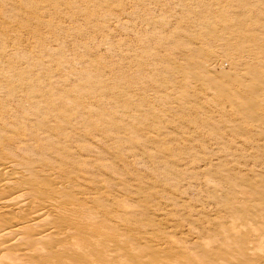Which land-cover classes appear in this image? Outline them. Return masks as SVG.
I'll list each match as a JSON object with an SVG mask.
<instances>
[{"label":"rangeland","instance_id":"374dc122","mask_svg":"<svg viewBox=\"0 0 264 264\" xmlns=\"http://www.w3.org/2000/svg\"><path fill=\"white\" fill-rule=\"evenodd\" d=\"M232 1H234V2H232ZM237 2L239 5L237 4ZM232 8H234V9H232ZM236 10L237 11L239 10V11L237 12ZM9 12H10V14H9ZM223 13H224V15H223ZM241 13H244V14H241ZM236 14H238L239 16L235 17ZM213 18H214V20H213ZM224 18H225V21H224ZM244 18H246V21ZM238 19H240V20H238ZM211 20H213V21H211ZM208 21L209 22L211 21V23L212 22L221 23L220 26H218L219 29L217 28L218 32H216V33H215V31H212L214 33L210 32V34L211 35L213 34L214 36L210 35V37H209V36H207V33H204V30H206V32H207V29H209V28L204 27L202 29V27L201 28L199 27V26H205L207 24L206 22H208ZM223 21L228 23V24H230V22H231V24L234 26V28H236V27L243 28V29L246 28V32L248 31L249 32V33L247 32L248 34L254 35L257 38V40H259V38L264 39V28H263L264 27V0H237V1L236 0H228V1L227 0H221V2H220V0H28V1L27 0H0V40L1 41L4 40L3 42L0 41V46H1L0 47V56L4 55L3 56L4 58L3 57L0 58V61L1 62L3 61L2 63L0 62V68H1L0 72L3 71L5 74H8L11 78L9 81L5 80V81H3V83L0 84L1 85L0 86V120L2 117L7 116L12 121V124L10 125V127L5 129V131L2 132V135L3 136L4 135L12 136V137L14 136L16 139L19 140V142L22 140V142L25 144H28L30 141L32 142V143L30 142L31 144L30 143L28 144L29 147L27 146L24 148V151L26 153L24 151H22L23 149L21 150L22 151L21 153H18L19 150L16 147L21 146V144L15 143L16 145L13 144V146L11 145V146L7 147V149L6 148L1 149L0 150V157H2V159H4L5 161L13 162L17 165H19V163H20V165L22 164V166L29 165V163L31 162V158H32L31 164L34 162L35 165L34 166L31 164L30 165L33 166L35 170L37 169L38 171L42 170V171H45L46 173H51L52 176L56 177L58 180H60V181L62 180V182L67 181L66 183H69L70 186H73L75 184V182L80 181V182L76 183L77 185L78 184L79 185L78 186L74 185V187H75V189L79 188L81 190V194H80L81 198L86 203V207H85L87 210V211H85L86 216H88V211H90L89 214L92 212V215L90 214L91 217H90V215L87 217V219H89V218H92V219H89V221L86 219L87 221L84 220L83 223L81 222V223L77 224L78 227L80 225V227L87 229L86 231L87 232L89 231L88 232L89 234L86 233L85 236H83L82 234H81L82 236L77 234L78 237L76 236L75 239H77V240H75L73 237H75L74 235H76V234L71 232L73 235L72 234H69V235L70 236L72 235L73 237L71 236L69 239L68 238L69 235H67L65 238V239H67L66 241H71L69 243L72 244V242H73V244L72 245L70 244V246H69V243L66 241H65L66 244L62 243V242H64L61 240L62 236H58V237H60L59 239L61 241L59 239H57L58 237H56L53 241H51L53 239L52 238L51 240H49V242H47V244H49L50 242H54V241L57 242V243H50L51 245L49 244L50 246H52L53 244L54 245L57 244L56 246H52L54 248V251H58L60 249H62V251L67 250L69 252V253H67V255H69L70 257H73L75 255V253H77L75 256L78 258L80 255L78 252L81 251L82 248L80 246L79 247L80 249H79L77 247V245H74V244H76L77 242L78 243L80 242L82 244V247H83V242L85 241L86 242L85 244L88 243L87 245L84 244V247L86 248L85 251H87L88 253L86 255L85 254L86 252H84V250H82L83 252L82 253L80 252L81 255L87 256L88 258H90V260L91 259H96L97 261L99 260L100 262L98 261V263H100V264H105L106 263L105 261H110L111 258L112 259L115 258L116 260L119 259L118 261H116L115 259L114 260L111 259V261H112L111 264H119L118 262H120V264H122V263L123 264H127V263L131 264L129 261L133 262L132 261L133 259H135L133 264H143V263L146 264L147 262L150 263L151 261H152L151 263H153L155 261L153 264H156L157 262H158V264H169L168 262H170V264H171V262H172V264H174V261H175V263H177L181 259L180 256L184 255L186 252H187L186 253L187 255H189V253L190 254L199 253V245L203 244L204 242H207L209 244L214 245L215 240L212 242V239H216V240H218V242H219V240L220 241L224 240V237H223V235H221V232L222 231L224 232L226 227H228L233 221H235L236 225H237V221H239V219H238V217H239L240 220H241V218H242V220L239 221L240 223L238 222L237 226L240 227V225H241V227H242L243 226L242 224L244 223V227H243L244 229H242L240 227L241 228V235L242 236L246 235V237L244 236L245 239L246 238L248 239V237H249L248 240L246 239V243L249 242L248 244H252V246H251L252 249L255 247L261 249V250L256 249L257 252H259V253H257V255L260 256L258 258H261V259H256V256H255V258L252 261L256 262V261L260 260L259 263L261 261H264V258H263L264 246L262 247V244L260 243L261 240L264 243V239H262V238H264L263 237L264 235L262 236V238L259 237L260 234H258V236L255 235L254 231L256 229L255 230L253 229V227L255 225L257 226V227L255 226V228H258V226H260V223H261V226L264 225V223H263L264 221L261 222V220H260L264 217L262 214L261 215L263 217L261 218V216H260V218H259L260 222L257 219L260 211H261V213H263L262 211L264 210V207H263L264 206V146H263L264 145V142H263L264 141V135L262 134V136H260L261 132L263 130L260 132H259V130L256 131V128L254 125L257 123L261 127H263V129H264V119H261V116H262V118H264L263 117V115H264V103H262V102H264V100H263V97H264V76H263V74H264L263 73L264 72V59H261L262 61L259 60L257 62L253 58H252V61H249V60L243 58L242 61L244 63L242 66L239 67L240 69L237 66L236 67H230L228 64L223 63L222 58H221L222 50L218 46L217 47L219 49L213 45H207L209 43L208 38H215V37L221 38L222 36L223 37L229 36L230 32H227L223 29V25H224ZM234 21L236 23L237 22L238 23L236 24ZM243 21L246 24H242ZM235 24H236V26H235ZM122 27H124V28H122ZM220 28H221V30H220ZM177 30H178V32H177ZM201 30H203V31H201ZM160 31H161V33H160ZM184 31L186 33H184ZM172 32H173V34H172ZM202 32L204 33L203 39L201 36L203 34ZM175 33H176V35H178V37L175 35ZM188 34L190 36H188ZM170 35H172V36H170ZM191 35H193V36L196 35L195 37L199 38V41H201V43H203L200 45V42H199V44L197 45V46H199L197 48H202V51L194 57V59H196L195 61L198 60V61L205 62V63L208 62L205 65H206V67L207 66L210 67L209 69H211L213 67V64H214V66L217 64L216 72H214L215 74L213 72H211V73L208 72V74L206 72L204 73L205 70H201V69L199 70L198 67H194L195 68L194 69L193 66H192L193 69L191 68V66H190V68L188 67L190 70L186 69V67H183L184 69H181L184 71L186 70V72H188V70H189V72H192V74H189V73L186 74V72H184V71L181 72V70H180L181 66L180 67L178 65L174 66L173 64H170V66H169V64L166 65V63H161L157 60H153V58L150 57L154 54V52L157 55L160 54V56H162V54L163 55L171 54V52L173 54L175 51H178L177 50L178 48H181V45L183 44V42L185 45L190 44L189 41L187 42V40L189 37H191ZM208 35H209V33H208ZM170 37L172 40H174L173 43L165 44L163 47V44H164V43H162L163 40H165L166 38H170ZM183 37L185 39L186 38L187 39L185 40ZM206 37H208V38H206ZM147 38H148V41H147ZM163 38H165V39H163ZM149 40H150V43H149ZM155 40H157V41H155ZM151 41H153V42H151ZM3 43L6 46H4ZM146 43H148L149 45ZM151 49H152V51H151ZM263 49H264V47H263ZM238 50L239 49H236L235 51L238 53L239 52ZM260 50L257 52H259V53L263 52L264 53V51H262L261 48H260ZM210 52H211V54H210ZM149 54H151V55H149ZM214 54L218 55V56H214ZM261 55H262V53H261ZM197 56H202V57L199 58ZM204 56H205V58L207 57L208 59L207 58L205 59ZM151 58H152V60H149ZM197 58H199V59H197ZM209 59H211L212 61ZM214 59L216 62L214 61ZM154 62H156V63H154ZM152 64L153 65L156 64V66H155L156 69L161 68L160 69L161 72H159V73L157 71L155 72V68L153 67ZM164 64H165V66H164ZM245 64L247 66H245ZM249 66L251 67L250 69L247 68ZM175 67L176 68L178 67L177 70H179L180 72L179 71L177 72V70H174ZM172 68L174 71L172 70ZM244 68L247 69V71ZM234 69H236V70H234ZM254 69H258V70H255L258 73L255 72L256 73V74L254 73L255 75L252 74V76L249 77L250 79L249 78L244 79V82L242 81L243 82L242 84H241V82H239L237 80V76H240L243 73L245 74L246 72H249L250 70L253 71ZM152 70L154 73L152 72ZM169 71L173 76H171ZM198 71H201V72H198ZM202 71H203V74L210 75V77H213L215 79V80L213 79L214 82H212V81L210 82V80H208V83H207V81L205 82L208 84V85L206 84L207 88H204L205 86L201 85L202 79L197 83L195 80H191V82L189 80L188 83H186L188 85V89L186 87V84L184 86L183 85L181 86L182 88H184L185 91H188L191 94L194 93L195 97L198 98L200 96L198 99H196V100L193 98L185 99L186 102L183 100V101H180V102H183L180 104H179V102L174 103V104H170L172 101L167 102L165 100H162V102H156L155 99L153 100L154 92L156 90H158L157 87L160 86V85H158V83L161 84V86H160L161 88L163 86H165L164 83L167 85V86L163 87L162 89H160L161 91H163L164 94H167V92H171L172 86L176 85L177 87H179V83H180V81L183 80V77L185 75H189V76L190 75H192V76L197 75L198 78H199V76L201 78H204L206 75L205 76L201 75L200 73H202ZM163 72H165L167 74H165ZM173 72H175V73H173ZM193 72H195V73H193ZM168 73H169V75H168ZM223 73H225V74H223ZM174 74H175V76H174ZM183 74H184V76H183ZM211 74L215 75V77L213 75L211 76ZM179 75L182 77H180ZM220 75L223 78L220 77ZM226 75H229V76H226ZM169 76H170V78H169ZM217 76H219V77H217ZM244 76H246V75H244ZM253 76H256V77H253ZM172 77H173V79H172ZM174 77L175 78L177 77V78L175 79ZM217 78L219 79L217 81V84L221 83V80H222V82L226 83L225 85H223L224 83L223 84L221 83V84H219V86L222 85V86L227 87L228 92L230 91V93H231V91L234 92L237 89L239 90V87H240L239 91L242 93V95L245 94L243 96H241V94L240 95L238 94L237 96H235V99H236V97L239 99L238 96H240L243 99L242 100L240 98L241 103H239L240 101H238L236 99L238 101V103L236 102L233 105H231V106L236 107V105L238 106V104H239V106L237 108H235V111H234V107L227 105L228 104L227 98H229V96L232 97L231 94L227 95V97L219 98V100L217 98V100H215V96L212 94L213 92L210 91V89H208L210 86H217V85H215L216 84L215 81L217 80ZM252 78L254 81H251ZM171 79H172V81L170 82ZM257 79H259V80L261 79V80L259 81ZM79 80H81V81H79ZM158 80H160V81H158ZM174 80H176V81H174ZM255 80H257V81H255ZM86 81L88 82V84ZM168 81L170 82L169 84H167ZM192 81H193V83H192ZM236 81L238 83H236ZM262 81H263V83H260ZM153 82L156 85L153 84ZM172 82L174 83V85ZM254 82H257V83H254ZM229 83H231L232 87H234L233 90L230 89L232 87L229 85ZM249 83H251L250 86H248ZM189 84H190V87H191V85L195 84L194 85L195 87L192 86L193 87V89H192V87L191 88L189 87ZM244 84H245L246 88L250 87L251 90L249 88L248 89L243 88V87H245ZM200 85L202 86V88ZM261 85H263V86H261ZM198 86H200V87H198ZM241 86H243V87H241ZM49 87H50V89H49ZM146 87H147V89H146ZM165 88H167V89H165ZM257 88L259 90H257ZM142 89H144V91ZM245 90L251 92V94L253 92L258 91L259 95H261V99L258 101H256V98L251 99V97H250L251 95L249 96V92H248V94H246ZM252 90H255V91H252ZM53 91H54L53 94L56 95L55 97H54V95H51V93ZM208 91H209L210 95H209V93H207ZM261 93H263V94H261ZM247 95H248V97H247ZM48 96H49V98H48ZM62 97H63V99H62ZM12 98L15 99V102L13 101L14 99L12 100ZM245 100L247 103L245 102ZM253 100H255V101H254V103H252V106L254 104H256V105L258 104L257 106L254 105V108H256V110L255 109L251 110V109H253V107L252 106L250 107L251 103L249 105V102L250 101L252 102ZM68 101L70 102V104L67 103ZM131 102H132V104H131ZM209 102L211 104H209ZM213 102H214V104H213ZM224 102H226L227 104ZM260 102L262 104H260ZM184 103L187 105H185ZM215 103H216V105L218 103V105L216 106ZM57 104L60 106H58ZM197 104H199V107ZM129 105H130V107H128ZM132 105H133V108H131ZM248 105L251 108L250 109L251 111L249 110L250 112H248V111L243 112V110L246 111L243 108L248 106ZM40 106H42V108ZM137 106H139L138 107L139 109H141V108L143 110L145 109L144 110L145 114H148V116L146 115L147 118H145L146 117L145 115H144L145 117H142V118H144V120L141 119V117L140 118L136 117L137 112H135L134 109ZM202 106H203V108H202ZM211 106H212V108H210ZM61 107H63V108H61ZM143 107H145V108H143ZM167 107L168 108L169 107H175V108H179V109H183V107H184L185 109H183V110L187 111V113L183 112L182 114H179V117H178V115L170 116L169 114H167L166 116H164L166 118H162L160 120L154 119L155 116L160 115L162 111L168 109ZM223 107H224V110H223ZM240 107H241L242 111L240 110ZM200 108H202L203 110ZM40 109H41V112H39ZM69 109L72 111H70ZM127 109H128V111H127ZM221 109H222V111H221ZM260 109H262V110H260ZM236 110L238 112H236ZM14 111L15 112L17 111V112L15 113ZM29 111H30V113H29ZM155 111L158 113L155 114ZM240 111H241V114H243V115H245V114H246V116L251 115V116H249L250 119L248 118L249 121L243 115H242L243 117L241 116L239 118V116L241 115ZM255 111L256 112L259 111L260 113L259 112L258 113L260 115H258V113H256ZM11 112L12 113L14 112V113L11 114ZM38 112L40 113V115L38 114ZM251 112H253V114ZM254 112L257 116H260V117L255 116ZM261 112H263V113H261ZM27 113H28V115H27ZM134 113H135V115H134L135 117L133 116ZM188 113H190V115ZM222 113H224L225 116H222V115H224ZM226 113L228 115H226ZM197 114L200 116H198ZM212 114H213V116H212ZM45 115H46V117L48 115V117L46 118ZM40 116H41L40 120L41 121L43 120L42 122H44L45 126L48 124V122L49 123H51V121L53 122L50 125L48 124L47 127H52V126L54 127L55 126L54 124L58 123L56 125L58 127H60V129H58L57 126H56V128L52 127V129L54 130L53 132H55L52 135V137H54V138L57 137L56 139H58V140H56V139L54 140V138H50L51 140H49V141L52 142L54 140V142H52L53 145L56 143H58L60 145V146L57 145V147H56V145H54L52 147V149L53 148L56 149V151H58L57 153H59V152L61 153V151L64 150L60 154L61 156L59 154H57L56 151L54 152V150L50 149L51 148L50 146H52V145H51V143H48L49 141H46L47 139H45L46 136L44 135L43 132L47 127H45L44 125L43 126L42 125L37 126L38 125L37 123H39L40 120L37 122H34V121H36V117L39 118ZM211 116L213 118H211ZM24 117L26 119L23 120ZM78 117L79 118L82 117L83 120H81V118H80V121L76 122V119ZM45 118H46V120H45ZM131 118H133L134 120ZM207 118H209V119H207ZM223 118L226 119V121ZM242 118H245L244 121ZM32 119H33V122H32ZM145 119H146V121H145ZM211 120H212V122L213 121L216 122L218 120L220 123L217 121V124H215V122L212 123ZM30 121H31V123H30ZM45 121H48V122L45 123ZM139 121H140V123H139ZM152 121H153V123L155 121L154 124H156V123L157 124L154 125L152 123ZM177 121H178V123L176 126ZM204 121H206L207 125ZM87 122H88V124H87ZM95 122H96V125H95ZM209 122H210V124H209ZM23 123H25V124H23ZM32 123L34 124V127H31V126H33ZM69 123H70V125L71 124L75 125V127L77 129V131L73 130V132L75 134H78L79 133L78 131H80V133L77 136H75V134L73 132H71L72 130H71L70 125H69V129H68ZM84 123L87 124V125L85 124V127L83 126ZM138 123L141 125H139ZM228 123H229V125H228L229 127L227 126ZM240 123L242 124V127H241ZM28 124H29V126H28ZM65 124L67 125V128L65 127L66 126ZM142 124H143V126H142ZM174 124L176 127H174ZM230 124H231V126H230ZM232 124L233 125L235 124V126H237V127H235L236 129L238 127H241V129L240 128L237 129L238 131L239 130L240 131L238 132L234 128V126H232ZM182 125H184V127ZM213 125L215 127H213ZM253 125H254V127H253ZM22 126H24V127H22ZM161 126H163V127H161ZM216 126H219L221 128L218 130L217 129L218 127H216ZM37 127L38 128L40 127L41 129L40 128L38 129ZM145 127H146V129H145ZM151 127L152 128L154 127V128L152 129ZM208 127H209V130H208ZM227 127H228V130H227ZM26 128L29 130H27ZM85 128L87 131L85 130ZM119 128L120 129L123 128V129L118 130ZM147 128H148V130H147ZM229 128H231V130L232 129L233 130L231 131ZM253 128H254V131H253ZM37 129L40 131H38ZM57 129L60 131L59 135H58L59 132ZM61 129L63 130L62 131L63 134L61 132ZM130 129H131V131L136 129L134 131V133H131L135 137L129 135L131 131H129V133H128V130H130ZM166 129L169 131H166ZM90 130L92 132H93V130L94 131L96 130L95 132H93L94 134L95 133L96 134L93 135V133L90 132ZM124 130L126 131V133ZM161 130H163L162 133L164 136H162ZM234 130H236L237 133ZM34 132H35V134H30V133H34ZM40 132L42 134H40ZM65 132L66 133L68 132V133L66 134ZM81 132H82V134H81ZM149 132H150V134H149ZM21 133H23V134H21ZM258 133H260V135ZM29 134H30V136H29ZM83 134H84V136H83ZM212 134H215L219 137L212 135ZM60 135H62V136L60 137ZM68 135L70 136V138ZM153 135L156 137L158 136V137L152 138V137H154ZM16 136H18V138ZM58 136H59V138H58ZM78 136L83 137L81 139H84V137H86V138L84 141L80 140V138H78V140L75 141V139H77ZM96 136H97V139L95 138ZM106 136L107 137L110 136L111 140H106L105 139ZM221 136H222V138H221ZM259 136H260V138H259ZM62 137H66V138H62ZM136 137L139 138V140ZM146 137H147V139L149 137V139L145 141L144 139H146ZM261 137H262V139H261ZM28 138L30 141L28 140V142H27L26 139H28ZM41 138L43 139V141ZM60 138L62 139L61 141H59ZM68 138H69V141L67 143L65 142V144H63L64 143L63 140L65 139L67 141ZM151 138L153 139L154 142L152 141ZM34 139L36 141H34ZM44 139H45V141H44ZM218 139H219V142H218ZM220 139H223V142H221L222 140H220ZM149 140L151 143L149 142V144H148L147 141H149ZM157 140L160 143L157 142ZM140 141H142V142L140 143ZM143 141L147 144H145ZM235 141H236V143H235ZM249 141H250V143H249ZM40 142L42 145L40 144ZM45 142H47V143H45ZM82 142H84V144ZM164 142H165V144H164ZM227 142H228V144H227ZM44 143L46 145L47 144L50 145L49 146L50 148L48 146H45ZM77 143L78 144L81 143L82 145L80 144L78 146ZM157 143H158V146H157ZM225 143H226L227 147L225 146ZM61 144H63V145H61ZM71 144L73 146H71ZM75 144H77V145H75ZM155 144H156V146H155ZM260 144H261V146H260ZM30 145L32 146L33 150L30 149L31 148ZM74 145H75V147H74ZM38 146H40V147L42 146V149ZM44 146L47 148H45ZM66 146H67V150H66ZM76 146H78V147H76ZM93 146L96 149H94ZM79 147L80 148L81 147H87L88 151H82L79 149ZM229 147H232V148L228 149ZM8 148H11L10 150L11 151L13 150V151L12 152L9 151ZM68 148L69 149L71 148L73 151L71 149L68 150ZM205 148H206V150H205ZM25 149L26 150L30 149L31 151L30 150H28V151L32 152V155H31V153L29 154V152L26 151ZM46 149H48L47 151L50 150L49 153L46 151ZM57 149H59V150H57ZM60 149H61V151H60ZM74 149H75V151H74ZM142 149H144V150H142ZM42 150H45V151L43 152ZM33 152L35 153V156L37 154H39V155H37L35 157ZM42 152H43V155H42ZM65 152H67V153H65ZM74 152H75V154H74ZM93 152H95V153H93ZM149 152H151V154ZM161 152H162V154H161ZM163 152L164 153L166 152V154H164ZM14 153L17 155H15ZM46 153H48V156H45ZM63 153L66 155L69 154L71 159L74 158L73 159L74 162H72L73 160H71V159H68L69 160L68 161L66 158L67 157L69 158V156L68 155L66 156ZM85 153H87V155ZM76 154H78L77 157H76ZM230 154L232 155V157L230 156ZM22 155L23 156L25 155L24 158ZM72 155L75 157H72ZM233 155H235V156L233 157ZM244 155H245V157H244ZM44 156H45V158H42ZM49 156H50V159L52 158L51 161H52L53 165H54V163H57V164L59 163L58 165L55 164V165H57L56 167L55 166L53 167L51 165L52 163H50L51 162L50 159H49V161H50L49 162L48 159L46 158ZM78 156H80V158H82V159H80ZM213 156L218 157L219 160L217 161V158L213 157ZM223 157H225V158H223ZM35 158H37L36 161H38V158H41L42 160L40 159L41 160V161L39 160L40 162H36V161H34ZM54 158H57V159H54ZM208 158H210V159H208ZM24 159L27 161L26 162L27 164L25 163V161H23ZM45 159L50 163V166L48 165L49 163ZM53 160H57V162L56 161L53 162ZM61 160H63V162H65L67 160L65 162V165H67V164L68 165L64 166V163L60 164L62 162ZM220 160H222V162ZM214 161L218 165H219V161H220L221 165L222 164L224 165L223 168L227 166L226 168L231 167V168H234V170H232L230 168L231 171L229 173L228 172L229 170L227 169L228 170L227 171L224 168L228 172V173H226V172H224V169L218 168V167H222V166L221 165L218 166L217 164H215ZM38 163H40V164L38 165ZM42 163H43V165H42ZM44 164H46V165H44ZM77 164H79V165H77ZM82 164L84 166H82ZM109 164L111 165V167ZM114 164H115V166H114ZM228 165H229V167H228ZM46 166H48V167H46ZM88 166H89V168H88ZM208 166L210 169L212 167V169H211L212 171H210V173L208 171L209 170ZM68 167L69 168L71 167L72 169L71 168L69 169ZM54 168L56 169L55 171H54ZM62 168H63V170H62ZM64 168L68 169V170L66 169L67 171L66 170L65 171L66 172L69 171L68 173L71 176H69L68 173H64L65 172ZM216 168H217V170H216ZM186 169H188V170H186ZM198 169H200V170H198ZM204 169H206V171H208V172H205ZM220 169L222 170V172ZM46 170H48V171H46ZM71 170L77 176L71 174V172H72ZM91 170H93V171H91ZM74 171H78V172H74ZM187 171L188 172L190 171L189 175H186L185 172H187ZM200 171H201V173H200ZM53 172H54V174H53ZM87 172H89L90 174H92L91 172H93V174L87 175V174H89ZM116 172H117V174H116ZM194 172L196 173L195 176L193 175ZM211 172H213V175ZM63 173H64V175H63ZM84 173L86 174V176H84ZM207 173H209V175ZM237 173H239V174H237ZM81 174H83V175H81ZM255 174L256 175L259 174V175L256 176ZM58 175H59V177H58ZM196 175H198V176L196 177ZM235 175H236V177H235ZM242 175H243V177H245L243 179L244 181L240 179ZM60 176H61V178H60ZM68 176L71 177V178H67L68 180L71 179L69 181L66 179V177H68ZM86 177H87V179H86ZM88 177H91V178L88 179ZM256 177H257V179H259L258 177H260L261 179H259V180H261V182L259 180H257ZM245 179H246V181H245ZM248 179H250V180H248ZM93 180L96 182H93ZM251 180H252V182H251ZM253 180L255 183L253 182ZM90 181H91V183H94V184L88 183ZM73 182H74V184H73ZM98 184L101 187L98 186V188H97V186H95ZM91 185H93V187ZM81 187H83L84 189ZM106 187H108V188H106ZM125 187H126V190H125ZM96 188L98 191L96 190ZM127 188L128 189L134 188V190L131 189L133 191L132 192L131 190H128ZM107 189H108V191H106ZM104 190H105V192H104ZM83 192H84V194H83ZM99 192H101V195ZM103 193H105V194H103ZM135 193L139 194L138 196H140V197L136 196ZM93 197L94 198L99 197L100 202H101V200L104 199L105 201L103 200L102 205L104 206L105 205L104 202H107L108 204L106 203L105 206L108 207V209L105 206H104L105 208L101 207L102 209H99L100 206H102V205H100V206H97V205L101 204L102 202L98 203L97 202L98 198L95 199V202H93L94 201ZM106 200H109V201H106ZM121 200L123 202L122 204H121ZM118 201H120V202H118ZM117 202L119 203L118 205H117ZM123 204L126 206L128 204V206H130L132 209H130V207L129 208L126 207L129 210L127 209V213L125 212V214H123L124 211H122V207H123V210L125 209V211H126V208H124V206H122ZM107 205H109V206H107ZM139 205H141V206L143 205L144 209H142V207ZM257 205H259L261 207H257ZM133 206H138L141 209H138L137 207H133ZM254 207H255V209L257 207V209L255 211L253 210ZM262 207H263V209H262ZM259 208H261V210ZM103 209H105V210H103ZM138 210L139 211L143 210L144 212L141 211L142 212L141 213ZM128 211H130V212L133 211V213L130 214ZM109 212L111 215L109 214ZM14 213H16V212H13L12 215H15ZM93 213H95V214H93ZM97 213L99 215H97ZM128 214H130L131 216L129 217ZM114 215H115V217H114ZM18 216H20V215H18ZM127 217H129L130 220H128ZM252 218L257 219V221H255V220L252 221L251 220ZM230 219H232V220H230ZM243 219L247 220L248 222H244ZM118 220H120V221H118ZM216 220H218V221H216ZM262 220H264V218ZM50 221H53L52 222L53 224L51 223V226H54V224L56 226V223H57V225L58 224L60 225V218H57V216H54L53 218H51ZM56 221H58V222H56ZM96 221H97L98 226L96 224ZM126 221H128V222H126ZM227 221L228 222L230 221V223H228ZM254 221H255V223H254ZM224 222H225V224H224ZM250 222H253V224L251 223V226H253L251 228H250ZM100 223L103 226H101ZM247 223H248V225H247ZM256 223L259 225H257ZM95 224H96L95 228H97V227L100 229L102 227L105 228V231H104V228H103V230L101 229L102 231L99 230L100 234L102 235L100 238H103L101 240L104 241V244H103V241H100V239H98L97 237H95L91 234V231H92V229H94V227L90 228V225L95 226ZM214 224H216V225H214ZM111 225H112V227H110ZM115 225L117 226V228L114 227ZM246 225L249 227V230L245 233L244 230L245 229L247 230V228H248ZM146 226H152V227H150V229H149V227H146ZM107 227L111 228V232L109 230L110 228L108 229ZM113 227H114V230L116 229L115 233H117V234H115L113 232L114 231ZM157 227H159V228H157ZM171 227H173V228H171ZM221 227H222V229H221ZM88 228H90V229H88ZM212 228H213V231H212ZM260 228H264V226L260 227ZM156 229H159V230H156ZM250 230L251 231L254 230L253 233ZM77 231L78 230L73 231V232L78 233ZM108 232H109V237L107 234ZM218 232L220 234H218ZM104 234H105V236H104ZM110 234H111V236L113 234V237H111ZM253 234H254V237L252 236ZM262 234L263 233H261V235ZM119 235L121 236V238ZM129 235H130V238L126 237ZM79 236L83 237L82 242H81L82 239H81V237L79 238ZM92 236L94 238H92ZM214 236H215V238H212ZM84 237H86V238L84 239ZM89 237H90V240L92 239L91 241H87V240H89ZM216 237H219L220 239H217ZM71 238H72V240H71ZM95 238H97V239L95 240ZM119 238H120V240H119ZM125 238H127V239H125ZM259 238H261V240H258ZM56 239H57V241H56ZM114 239L117 241L116 243H118L119 245L118 244L116 245ZM152 239H154V240H152ZM58 240L62 243L61 246H63V248L60 247L61 243ZM63 240H64V237H63ZM98 240H99V243H98ZM125 240H128V242H127L128 245H127ZM146 240H148V241H146ZM209 240L211 242H209ZM122 241H125L126 246H128L127 249H129V250L132 249L131 252L125 248V244L123 245L124 242H122ZM142 241H144V242H142ZM165 241L166 242L168 241V242L166 243ZM90 242L91 243L93 242L92 246H91V244H89ZM106 242H107V244L109 242L113 243L112 244L113 248H110L112 245H109V244H108L109 247L107 248ZM218 242L216 243L217 245L215 244L217 247L219 246ZM257 242L260 243V246L263 249L261 247L257 246V245H259V243L257 244ZM80 243H79V245H80ZM63 244H65V245H63ZM98 244H100L101 246L103 245L102 249H101L100 245L98 246ZM248 244H245L244 247L241 246L243 249L241 248L240 250L235 248L236 250H238V252L235 250L233 251L232 249L231 250L234 253H236V256H237V254L239 252H241L242 250H244L246 246H248V247L250 246ZM255 244H257V245H255ZM253 245H254V247H253ZM65 246H67V247H65ZM104 246H106V247H104ZM129 246H131V248H129ZM153 246L155 249L154 251H152ZM57 247L59 249H57ZM72 247H73V249H72ZM75 247H77L78 250H76L77 248H75ZM98 247H100V248H98ZM188 247H190L189 250L187 249ZM95 248L96 249L98 248V249L96 250ZM119 248L121 251L120 253H118ZM232 248L234 249V246H232ZM88 249H90L91 251H94V249L97 252L99 251L100 256L98 255V253H96L94 251V254H96V255H94L93 252H91V255L94 256V258H92L93 256L92 257L90 256ZM106 249H108V251H106ZM133 249L137 253L134 252ZM150 249H151V251H150ZM157 249H159V250H157ZM184 249H185V251H183ZM31 250L34 252L36 251V249H31ZM163 250L164 251L166 250L165 252H167L168 254L165 255L166 253L163 252ZM169 250H170V252H172L173 255L169 253ZM8 251L6 250V252H8ZM62 251L60 250L58 252L63 253ZM114 251L115 252L117 251V252L115 253ZM124 251H126V254ZM159 251H160V253H159ZM261 251H263L262 252L263 256L261 255ZM71 252H74V254ZM107 252L108 253L111 252V253L108 254ZM112 252H114L115 254H112ZM132 252H134V253H132ZM162 252L164 253V255ZM102 253H105V254L107 253L108 255L107 254L105 255ZM141 253L145 254V256ZM157 253H159V255L162 254L163 256L161 255L159 257V255ZM120 254L121 255L123 254L122 255L123 257H125V256L129 257V256H131V254H133L134 256H132L133 259H131L132 257H129L130 259L127 261L128 258H126V260H124L125 258H123L122 256L121 257L123 259L120 258ZM169 254L172 255V257H170ZM176 254H177V256H176ZM241 254H244V251H243V253L242 252L239 253L238 256H241ZM63 255L67 256L66 252ZM114 255H118V256L115 257ZM136 255H138V259L135 258V257H137ZM139 255H143L144 257L143 256L139 257ZM226 255H227V253L225 255H223L224 257L223 256L222 257H223V259L226 258L224 260H227V262H228L230 260V256L227 255V257H226ZM112 256H114V257H112ZM164 256L165 257L168 256V257L163 259ZM141 257H142V259H141ZM154 257H156L157 260L153 259ZM158 257H159V260H158ZM65 258L62 259V260H64L63 262L61 260L62 263H64L65 260H68V257H65ZM102 258L105 260H103ZM214 258L215 257L213 256V261H214ZM150 259H151V261H150ZM223 259H221V260L217 259L216 261H222L223 263L224 262L227 263ZM102 260H103V262H102ZM161 260H162V262H160ZM92 261H94V260H92ZM113 261H115V262H113ZM124 261H125V263H124ZM126 261H127V263H126ZM261 263L264 264L263 262H261Z\"/></svg>","mask_w":264,"mask_h":264},{"label":"bare ground","instance_id":"6f19581e","mask_svg":"<svg viewBox=\"0 0 264 264\" xmlns=\"http://www.w3.org/2000/svg\"><path fill=\"white\" fill-rule=\"evenodd\" d=\"M28 1V0H27ZM228 1V0H227ZM237 1V0H236ZM220 2H221V0H220ZM232 2H234V1H232ZM8 3V2H7ZM29 3V2H28ZM226 3V2H225ZM231 3V2H230ZM260 3V2H259ZM9 4V3H8ZM232 4V3H231ZM237 4H238V2H237ZM229 5V4H228ZM239 5V4H238ZM253 5V4H252ZM28 7V6H27ZM231 8V7H230ZM232 9H234V8H232ZM12 10V9H11ZM225 10V9H224ZM237 11V10H236ZM239 11V10H238ZM237 11V12H238ZM235 12V11H234ZM243 12V11H242ZM228 13V12H227ZM233 13V12H232ZM240 13V12H239ZM9 14H10V12H9ZM241 14H244V13H241ZM223 15H224V13H223ZM228 15V14H227ZM226 15V16H227ZM4 16V15H3ZM64 16V15H63ZM237 16H239L238 14H236V16L235 17H237ZM5 17V16H4ZM3 17V18H4ZM246 17V16H245ZM231 18V17H230ZM247 18V17H246ZM246 18H244L245 19V21H246ZM241 19V18H240ZM240 19H238V20H240ZM5 20V19H4ZM213 20H214V18H213ZM213 20H211V21H213ZM219 20V19H218ZM237 20V21H238ZM243 20V19H242ZM166 21V20H165ZM211 21L209 22H206L207 24L205 25V26H199L200 28L202 27V29L204 28V27H206V28H209V29H207V32H206V30H204V33H207V36H209L210 37V32H212V31H215V33L216 32H218V30H217V28L219 29V27L218 26H220V24L221 23H215V22H212L211 23ZM224 21H225V18H224ZM223 21V23H224V25H223V29L225 30V31H227V32H230L229 33V36H227V37H215V38H208V37H206V38H208V42L210 43H208L207 45H213V46H215V47H219L221 50H222V52H221V58H222V61H223V63H226V64H228L230 67H240V66H242L243 65V61H242V59L244 58V59H247V60H249V61H252V58L254 59V60H256L257 62L259 61V60H261V59H264V53L263 52H261L262 53V55H261V53H259V52H257V51H259L260 50V48L262 49V51H264V49H263V47H264V39H260L259 38V40H257V38L254 36V35H252V34H248L247 32H246V28L245 29H243V28H239V27H236V28H234V26L231 24V22H230V24H228V23H226V22H224ZM233 21V20H232ZM248 21V20H247ZM221 22V21H220ZM228 22V21H227ZM235 22V21H234ZM244 22V21H243ZM242 22V24H246L245 22L243 23ZM222 23V24H223ZM233 23V22H232ZM236 23V22H235ZM238 23V22H237ZM236 23V24H237ZM169 24V23H168ZM171 24V23H170ZM234 24V23H233ZM236 24H235V26H236ZM241 24V25H242ZM166 25V24H165ZM240 25V26H241ZM169 26V25H168ZM167 26V27H168ZM239 26V25H238ZM163 27V26H162ZM122 28H124V27H122ZM222 28V27H221ZM221 28H220V30H221ZM264 28V27H263ZM198 29V28H197ZM109 30V29H108ZM210 30V31H209ZM229 30V31H228ZM201 31H203V30H201ZM209 31V32H208ZM262 31V30H261ZM177 32H178V30H177ZM222 32V31H221ZM148 33V32H147ZM156 33V32H155ZM160 33H161V31H160ZM184 33H186L185 31H184ZM188 33V32H187ZM198 33V32H197ZM203 33V32H202ZM204 33L201 35L202 36V39H203V36H204ZM208 33H209V35H208ZM212 33H214V32H212ZM225 33V32H224ZM165 34V33H164ZM172 34H173V32H172ZM192 34V33H191ZM262 34V33H261ZM163 35V34H162ZM161 35V36H162ZM175 35H176V33H175ZM199 35V34H198ZM225 35V34H224ZM157 36V35H156ZM170 36H172V35H170ZM177 37H178V35H176ZM175 36V37H176ZM188 36H190L189 34H188ZM196 35H191V37H187L188 38V40H187V42L189 41V43L190 44H184V42H183V44L181 45V48H178L177 50L179 51H175L173 54H172V52H171V54H166V55H163L162 54V56H160V54L159 55H157V54H155V52H154V54L152 55V56H150V57H152L153 58V60H157V61H159V62H161V63H166V65L167 64H169V66H170V64H173L174 66H176V65H178L179 67H180V70L181 69H184L183 67H186V69H189L190 68V66H191V68H192V66H193V68L194 67H198L199 68V70L201 69V70H205L204 71V73L206 72L207 74H208V72H216V69H217V64L214 66V64H213V67L211 68V69H209L210 67H206V63H208V62H201V61H195L196 59H194V57L196 56V55H198L201 51H202V48H197V47H199V46H197L198 44H199V42H200V45L201 44H203V43H201V41H199V38H197V37H195ZM200 36V35H199ZM198 36V37H199ZM211 36H214L213 34L211 35ZM216 36V35H215ZM160 37V36H159ZM158 37V38H159ZM185 37V36H184ZM183 37V38H184ZM261 37V36H260ZM186 38V39H187ZM146 39V38H145ZM151 39V38H150ZM163 39H165V38H163ZM185 39V38H184ZM183 39V40H184ZM185 39V40H186ZM72 40V39H71ZM158 40V39H157ZM157 40H155V41H157ZM162 40V39H161ZM1 41V40H0ZM4 41V40H3ZM3 41H1V42H3ZM147 41H148V38H147ZM173 41L174 40H172L171 39V37L170 38H166L165 40H163V42L162 43H164L163 44V47H164V45L165 44H170V43H173ZM111 42V41H110ZM151 42H153V41H151ZM123 43V42H122ZM145 43V42H144ZM149 43H150V40H149ZM156 43V42H155ZM161 43V44H162ZM186 43V42H185ZM4 44V43H3ZM146 44H148V43H146ZM145 44V45H146ZM152 44V43H151ZM180 44V43H179ZM117 45V44H116ZM149 45V44H148ZM177 45V44H176ZM4 46H6L5 44H4ZM71 46V45H70ZM123 46V45H122ZM158 46V45H157ZM156 46V47H157ZM1 47V46H0ZM217 47V48H218ZM4 48V47H3ZM154 48V47H153ZM218 48V49H219ZM174 49V48H173ZM176 49V48H175ZM236 49H239L238 51V53L235 51ZM67 50V49H66ZM92 50V49H91ZM151 51H152V49H151ZM261 51V50H260ZM146 52V51H145ZM2 53V52H1ZM158 53V52H157ZM203 53V52H202ZM206 53V52H205ZM90 54V53H89ZM152 54V53H151ZM151 54H149V55H151ZM210 54H211V52H210ZM3 55V54H2ZM69 55V54H68ZM118 55V54H117ZM206 55V54H205ZM4 56V55H3ZM3 56H0V58L1 57H3ZM203 56V55H202ZM202 56H197V57H202ZM213 56V55H212ZM214 56H218V55H215L214 54ZM4 58V57H3ZM132 58V57H131ZM152 58L151 59H149V60H152ZM199 58H197V59H199ZM204 58H205V56H204ZM207 58V57H206ZM205 58V59H206ZM136 59V58H135ZM208 59V58H207ZM212 59V58H211ZM211 59H209V60H211ZM130 60V59H129ZM89 61V60H88ZM137 61V60H136ZM156 61V62H157ZM212 61V60H211ZM214 61H215V59H214ZM213 61V62H214ZM262 61V60H261ZM1 62V61H0ZM3 62V61H2ZM1 62V63H2ZM153 62V61H152ZM156 62H154V63H156ZM216 62V61H215ZM79 63V62H78ZM84 63V62H83ZM218 63V62H217ZM256 63V62H255ZM85 64V63H84ZM160 64V63H159ZM222 64V63H221ZM151 65V64H150ZM153 65V64H152ZM225 65V64H224ZM251 65V64H250ZM155 66H156V64L155 65H153V67L155 68ZM159 66V65H158ZM164 66H165V64H164ZM173 66V67H174ZM245 66H247L246 64H245ZM189 67V68H188ZM257 67V66H256ZM192 68V69H193ZM246 68V67H245ZM244 68V69H245ZM247 68H251L250 66L249 67H247ZM161 69V68H160ZM160 69H156L155 68V72L157 71L158 73L159 72H161L160 71ZM178 69V67L176 68L175 67V69L174 70H177ZM195 69V68H194ZM209 69V70H208ZM240 69V68H239ZM238 69V70H239ZM260 69V68H259ZM163 70V69H162ZM172 70H173V68H172ZM173 70V71H174ZM190 70V69H189ZM189 70H188V72H186V70L184 71V70H181V72L182 71H184V72H186V74L187 73H189V74H192V72H189ZM234 70H236V69H234ZM246 71H247V69H245ZM255 70H258V69H254L253 71H249V72H246L245 74L243 73V74H241L240 76H237V80L239 81V82H241V84L244 82V79H248L250 76H252V74L253 75H255L256 73H258L257 71H255ZM0 71H1V68H0ZM97 71V70H96ZM141 71V70H140ZM168 71V70H167ZM171 71V70H170ZM170 71H169V73H170ZM179 70H177V72H178ZM195 71V70H194ZM262 71V70H261ZM152 72H153V70H152ZM180 72V71H179ZM196 72V71H195ZM195 72H193V73H195ZM198 72H201V71H198ZM225 72V71H224ZM256 72V73H255ZM260 72V71H259ZM263 72V71H262ZM154 73V72H153ZM163 73H165V72H163ZM169 73H168V75H169ZM173 73H175V72H173ZM209 73V74H210ZM226 73V72H225ZM225 73H223V74H225ZM255 73V74H254ZM264 73V72H263ZM162 74V73H161ZM165 74H167V73H165ZM171 74V73H170ZM179 74V73H178ZM177 74V75H178ZM182 74V73H181ZM201 75H203V76H205L206 74H203V71H202V73H200ZM215 74V73H214ZM213 74H211V76H212ZM244 75H246V76H244ZM262 75V74H261ZM166 76V75H165ZM171 76H173L172 74H171ZM174 76H175V74H174ZM180 76V75H179ZM178 76V77H179ZM183 76H184V74H183ZM207 76V77H206ZM204 78H201L200 76H199V78H198V76L197 75H185L184 77H183V80L182 81H180V83H179V87H177L176 85L175 86H172V89H171V92H167V94H164L163 93V91H161L160 89H162L163 87H165V86H167L165 83H164V85L165 86H163L162 88L160 87L161 86V84H159L158 83V85H160L159 87H157V89L158 90H156L155 92H154V98H153V100L155 99L156 100V102H162V100H165V101H169V102H171L170 104H174V103H177V102H179V104L180 103H183V102H180V101H185V99H189V98H193V99H198L197 97H195V95H194V93L193 94H191L190 92H188V91H185L184 90V88H182L181 86L183 85H185L186 83H188V81L190 80V82H191V80H195L196 81V83L197 82H199L201 79V81H202V83H201V85H204L205 87L204 88H207L206 86L208 85L207 83H208V80H210V82L212 81V82H214L213 81V77H210V75H206ZM214 77H215V75H213ZM225 76V75H224ZM226 76H229V75H226ZM257 76V75H256ZM256 76H253V77H256ZM263 76H264V74H263ZM72 77V76H71ZM168 77V76H167ZM180 77H182V76H180ZM217 77H219V76H217ZM220 77H222L221 75H220ZM160 78V77H159ZM169 78H170V76H169ZM168 78V79H169ZM175 78V77H174ZM177 78V77H176ZM175 78V79H176ZM223 78V77H222ZM225 78V77H224ZM227 78V77H226ZM234 78V77H233ZM259 78V77H258ZM11 78H10V76L8 75V74H5L3 71L2 72H0V84L1 83H3V81H5V80H10ZM161 79V78H160ZM164 79V78H163ZM172 79H173V77H172ZM172 79L170 80V82L172 81ZM250 79V78H249ZM255 79V78H254ZM148 80V79H147ZM215 80V79H214ZM219 79L217 78V80L215 81L216 82V84L215 85H217V86H208L209 88L208 89H210V91H212L213 93V95L215 96V100H217V98H218V100H219V98H222V97H227V95H229V94H231L232 95V97L231 96H229V98H227V103L226 102H224V103H226L227 105H233L234 103H238V101H240L239 103H241V100H240V96H238L239 97V99L236 97V99L238 100H236L235 99V96H237L238 94L240 95L241 94V96H243V95H245V94H243L242 95V93L239 91L240 90V87H239V90L237 89V90H235L234 92H232L231 91V93H230V91L228 92L227 91V87H225V86H219V84H223L224 82H222V80H221V83H219V84H217V81H218ZM229 80V79H228ZM257 80H259V79H257ZM257 80H255V81H257ZM261 80V79H260ZM259 80V81H260ZM79 81H81V80H79ZM89 81V80H88ZM146 81V80H145ZM158 81H160V80H158ZM174 81H176V80H174ZM194 81V82H195ZM207 81V83H205ZM225 81V80H224ZM233 81V80H232ZM235 81V80H234ZM243 81V82H242ZM246 81V80H245ZM251 81H254L253 80V78L251 79ZM42 82V81H41ZM62 82V81H61ZM64 82V81H63ZM73 82V81H72ZM87 82V81H86ZM91 82V81H90ZM110 82V81H109ZM143 82V81H142ZM141 82V83H142ZM169 81H168V83L167 84H169L170 83ZM209 82V83H210ZM66 83V82H65ZM173 83V82H172ZM176 83V82H175ZM183 83V84H182ZM192 83H193V81H192ZM195 83V84H196ZM236 83H238L237 81H236ZM235 83V84H236ZM254 83H257V82H254ZM260 83H263V81L262 82H260ZM87 84H88V82H87ZM86 84V85H87ZM90 84V83H89ZM153 84H155L154 82H153ZM191 84V83H190ZM190 84H189V87H190ZM194 84V85H195ZM200 84V83H199ZM207 84V85H206ZM214 84V83H213ZM226 83H224L223 85H225ZM240 84V83H239ZM250 84L251 83H249V85L248 86H250ZM253 84V83H252ZM145 85V84H144ZM156 85V84H155ZM172 85V84H171ZM173 85H174V83H173ZM194 85H191V87L192 86H194ZM198 85V84H197ZM196 85V86H197ZM200 85V86H201ZM211 85V84H210ZM228 85V84H227ZM229 85L232 87V85H231V83H229ZM247 85V84H246ZM1 86V85H0ZM3 86V85H2ZM200 86H198V87H200ZM239 86V85H238ZM244 86H245V84H244ZM259 86V85H258ZM261 86H263V85H261ZM47 87V86H46ZM141 87V86H140ZM186 87H187V89H188V85L186 84ZM190 87V88H191ZM195 87V86H194ZM241 87H243V86H241ZM197 88V87H196ZM195 88V89H196ZM201 88H202V86H201ZM200 88V89H201ZM229 88V87H228ZM233 88L234 87H232V88H230L231 90H233ZM243 88H246V86L245 87H243ZM250 89V87H247L246 89ZM261 88V87H260ZM49 89H50V87H49ZM145 89V88H144ZM144 89H142L143 91H144ZM146 89H147V87H146ZM152 89V88H151ZM165 89H167V88H165ZM192 89H193V87H192ZM242 89V88H241ZM77 90V89H76ZM205 90V89H204ZM244 90V89H243ZM251 90V89H250ZM256 90V89H255ZM255 90H252V91H255ZM257 90H259L258 88H257ZM165 91V90H164ZM195 91V90H194ZM242 91V90H241ZM246 91V90H245ZM2 92V91H1ZM101 92V91H100ZM200 92V91H199ZM202 92V91H201ZM204 92V91H203ZM248 92L249 91H246V94H248ZM260 92V91H259ZM54 93V91L51 93V95H54V97L56 96L55 94H53ZM206 93V92H205ZM207 93H209V91L207 92ZM244 93V92H243ZM255 93V94H254ZM117 94V93H116ZM120 94V93H119ZM261 94H263V93H261ZM48 95V94H47ZM50 95V94H49ZM209 95H210V93H209ZM251 95V96H250ZM4 96V95H3ZM45 96V95H44ZM206 96V95H205ZM249 96L251 97V99H253V98H256V101H258V100H260L261 99V95H259V93H258V91H256V92H253L252 94H251V92H249ZM231 97V98H230ZM246 97V96H245ZM247 97H248V95H247ZM246 97V98H247ZM48 98H49V96H48ZM65 98V97H64ZM14 98H12V100H13ZM37 99V98H36ZM55 99V98H54ZM58 99V98H57ZM62 99H63V97H62ZM71 99V98H70ZM242 99V98H241ZM17 100V99H16ZM56 100V99H55ZM61 100V99H60ZM67 100V99H66ZM210 100V99H209ZM223 100V99H222ZM221 100V101H222ZM243 100V99H242ZM250 100V99H249ZM248 100V101H249ZM263 100H264V97H263ZM14 102H15V99L13 100ZM70 101V100H69ZM67 102L68 104H70V102ZM254 101L255 100H253L252 102L250 101L249 102V105H250V103H251V105H250V107L252 106V103H254ZM60 102V101H59ZM77 102V101H76ZM133 102V101H132ZM132 102H131V104H132ZM155 102V101H154ZM186 102V101H185ZM201 102V101H200ZM212 102V101H211ZM245 102H246V100H245ZM22 103V102H21ZM58 103V102H57ZM146 103V102H145ZM247 103V102H246ZM259 103V102H258ZM262 103H264V102H262ZM261 102H260V104H262ZM130 104V103H129ZM185 104V103H184ZM209 104H211L210 102H209ZM213 104H214V102H213ZM58 105V104H57ZM76 105V104H75ZM182 105V104H181ZM185 105H187V104H185ZM198 105V107H199V104H197ZM207 105V104H206ZM215 105H216V103H215ZM217 105H218V103H217ZM216 105V106H217ZM241 105V104H240ZM249 105L248 106H246V107H244L243 109H245L246 111H244L243 110V112H250L251 110H256V108H254V105L255 106H257L256 104H254L252 107H253V109H251L250 107H249ZM58 106H60V105H58ZM77 106V105H76ZM184 106V105H183ZM213 106V105H212ZM212 106L210 107V108H212ZM215 106V107H216ZM238 106H239V104H238ZM237 105H236V107H234V106H231V107H234V111H235V108H237L238 107ZM41 108H42V106H40ZM64 107V106H63ZM63 107H61V108H63ZM69 107V106H68ZM75 107V106H74ZM73 107V108H74ZM80 107V106H79ZM128 107H130V105L128 106ZM139 106H137V107H135V112H137V118H140L141 117V119H143L144 120V118H142V117H145L146 115L148 116V114H145V109L143 110L142 108L141 109H139L138 108ZM206 107V106H205ZM46 108V107H45ZM131 108H133V105H132V107ZM143 108H145V107H143ZM168 108V107H167ZM190 108V107H189ZM202 108H203V106H202ZM202 108H200V109H202ZM209 108V107H208ZM220 108V107H219ZM71 109V108H70ZM69 109V110H70ZM77 109V108H76ZM75 109V110H76ZM165 109V108H164ZM183 109H185L184 107H183ZM183 109H179V108H175V107H169L168 109H166V110H164V111H162L161 112V114L160 115H158V116H155L154 117V119H157V120H160V119H162V118H166V117H164V116H166L167 114H169L170 116H175V115H178V117H179V114H182L183 112L185 113H187V111H185V110H183ZM191 109V108H190ZM199 109V110H200ZM218 109V108H217ZM233 109V108H232ZM239 109V108H238ZM251 109V110H250ZM45 110V109H44ZM65 110V109H64ZM68 110V111H69ZM189 110V109H188ZM203 110V109H202ZM223 110H224V107H223ZM240 110H241V107H240ZM250 110V111H249ZM260 110H262V109H260ZM31 111V110H30ZM30 111H29V113H30ZM46 111V110H45ZM67 111V110H66ZM70 111H72V110H70ZM69 111V112H70ZM127 111H128V109H127ZM132 111V110H131ZM150 111V110H149ZM195 111V110H194ZM209 111V110H208ZM221 111H222V109H221ZM228 111V110H227ZM242 111V110H241ZM241 111H240V114H241ZM15 112V111H14ZM13 112V113H14ZM17 112V111H16ZM15 112V113H16ZM39 112H41V109H40V111ZM38 112V114L40 115V113ZM44 112V111H43ZM134 112V111H133ZM148 112V111H147ZM189 112V111H188ZM193 112V111H192ZM219 112V111H218ZM236 112H238L237 110H236ZM256 112V111H255ZM255 112H254V114H255ZM259 111H257L256 113H258ZM12 112H11V114H13ZM150 113V112H149ZM152 113V112H151ZM156 113H158V112H156L155 111V114ZM225 113V112H224ZM224 113H222V114H224ZM252 114H253V112H251ZM260 113V112H259ZM258 113V115H260ZM261 113H263V112H261ZM19 114V113H18ZM17 114V115H18ZM42 114V113H41ZM189 115H190V113H188ZM192 114V113H191ZM200 114V113H199ZM218 114V113H217ZM248 114V113H247ZM24 115V114H23ZM27 115H28V113H27ZM26 115V116H27ZM30 115V114H29ZM54 115V114H53ZM70 115V114H69ZM129 115V114H128ZM135 115V113L133 114V116ZM145 115V116H144ZM151 115V114H150ZM198 115V114H197ZM211 115V114H210ZM219 115V114H218ZM226 115H228L227 113H226ZM238 115V114H237ZM243 114H241L240 116H239V118L242 116ZM35 116V115H34ZM73 116V115H72ZM79 116V115H78ZM132 116V117H133ZM147 116L145 117V118H147ZM198 116H200V115H198ZM212 116H213V114H212ZM211 116V118H213ZM216 116V115H215ZM214 116V117H215ZM222 116H225V114L224 115H222ZM244 117H246V119L248 120V118H249V116H251V115H247L246 116V114L245 115H243ZM242 116V117H243ZM254 116V115H253ZM252 116V117H253ZM255 116H257L256 114H255ZM21 117V116H20ZM45 117H46V115H45ZM47 117H48V115H47ZM46 117V118H47ZM69 117V116H68ZM77 117V116H76ZM83 117V116H82ZM82 117H80L81 118V120H83V118ZM130 117V116H129ZM135 117V116H134ZM151 117V116H150ZM217 117V116H216ZM220 117V116H219ZM236 117V116H235ZM251 117V118H252ZM257 117H260V116H257ZM263 117H264V115H263ZM22 118V117H21ZM29 118V117H28ZM32 118V117H31ZM30 118V119H31ZM46 118H45V120H46ZM54 118V117H53ZM80 118L78 117L77 119H76V122H78V121H80ZM210 118V117H209ZM209 118H207V119H209ZM18 119V118H17ZM16 119V120H17ZM24 119H26L25 117L23 118V120ZM41 119V116L39 117V118H37L36 117V121H34V122H37V121H39ZM44 119V118H43ZM85 119V118H84ZM131 119H133V118H131ZM215 119V118H214ZM224 119V118H223ZM238 119V118H237ZM243 119V121H244V119L245 118H242ZM250 119V118H249ZM261 119H264V118H262V116H261ZM260 119V120H261ZM49 120V119H48ZM89 120V119H88ZM134 120V119H133ZM166 120V119H165ZM169 120V119H168ZM194 120V119H193ZM201 120V119H200ZM206 120V119H205ZM213 120V119H212ZM212 120H211V122H212ZM225 121H226V119H224ZM43 121V120H42ZM41 120L39 121V123H37L38 125L37 126H45V124H44V122H42ZM87 121V120H86ZM85 121V122H86ZM145 121H146V119H145ZM162 121V120H161ZM160 121V122H161ZM179 121V120H178ZM178 121L176 122V126H177V123H178ZM188 121V120H187ZM198 121V120H197ZM207 121V120H206ZM206 121H204L205 123H206ZM218 121V120H217ZM217 121L215 122V121H213L212 123H214L215 122V124H217ZM232 121V120H231ZM249 121V120H248ZM259 121V120H258ZM263 121V120H262ZM21 122V121H20ZM32 122H33V119H32ZM48 121H45V123H47ZM90 122V121H89ZM193 122V121H192ZM219 122V121H218ZM239 122V121H238ZM242 122V121H241ZM246 122V121H245ZM251 122V121H250ZM254 122V121H253ZM256 122V121H255ZM28 123V122H27ZM26 123V124H27ZM30 123H31V121H30ZM51 123H53L52 121H51ZM51 123H49L48 122V124L50 125ZM135 123V122H134ZM139 123H140V121H139ZM138 123V124H139ZM152 123H153V121H152ZM154 123H155V121H154ZM153 123V124H154ZM162 123V122H161ZM191 123V122H190ZM201 123V122H200ZM220 123V122H219ZM223 123V122H222ZM12 124V121L7 117V116H5V117H2L1 118V120H0V150L1 149H3V148H6L7 149V147H9V146H13V144H15V143H18V144H21V146H17L16 148L19 150L18 151V153H21L22 151H24V148L25 147H29V143L31 142L30 140H29V138L28 139H26L27 140V142H28V140L30 141L28 144H25V143H23L22 142V140L19 142V140L18 139H16L14 136L12 137V136H6V135H2V132L3 131H5V129H7L8 127H10V125ZM21 124V123H20ZM23 124H25V123H23ZM40 124V125H39ZM47 124V125H48ZM56 124H58V123H56ZM56 124H54L55 126V128H56ZM67 124V123H66ZM65 124V125H66ZM85 124L86 123H84V127H85ZM87 124H88V122H87ZM86 124V125H87ZM133 124V123H132ZM157 124V123H156ZM156 124H154V125H156ZM183 124V123H182ZM209 124H210V122H209ZM214 124V125H215ZM226 124V123H225ZM241 124V123H240ZM257 124V123H256ZM254 124L255 125V128H256V131L257 130H259V132L260 131H264V129H263V127H261L259 124ZM263 124V123H262ZM32 125L33 126H31V127H34V124L32 123ZM47 125L45 126V127H47ZM64 125V124H63ZM69 125H70V123L68 124V129H69ZM95 125H96V122H95ZM129 125V124H128ZM127 125V126H128ZM139 125H141V124H139ZM180 125V124H179ZM195 125V124H194ZM206 125H207V123H206ZM205 125V126H206ZM213 125V127H215ZM220 125V124H219ZM223 125V124H222ZM229 125V123L227 124V126ZM254 125H253V127H254ZM28 126H29V124H28ZM134 126V125H133ZM137 126V125H136ZM142 126H143V124H142ZM172 126V125H171ZM175 126V124H174V127H176ZM183 127H184V125H182ZM203 126V125H202ZM210 126V125H209ZM230 126H231V124H230ZM232 126H234V128L235 127H237V126H235V124L233 125L232 124ZM240 126V125H239ZM263 126V125H262ZM17 127V126H16ZM22 127H24V126H22ZM27 127V126H26ZM44 127V128H45ZM53 127V126H52ZM52 127H47L45 130H44V135L46 136V138L45 139H47L46 141H49V140H51L50 138H54V137H52V135L55 133V132H53L54 130L52 129ZM53 127V128H54ZM58 127V126H57ZM64 127V126H63ZM66 128H67V125L65 126ZM70 127H71V132H73V130L74 131H77V129H76V127H75V125L74 124H71L70 125ZM80 127V126H79ZM91 127V126H90ZM132 127V126H131ZM130 127V128H131ZM139 127V126H138ZM160 127V126H159ZM161 127H163V126H161ZM165 127V126H164ZM196 127V126H195ZM204 127V126H203ZM202 127V128H203ZM216 127H218L217 129L219 130L221 127H219V126H216ZM229 127V126H228ZM228 127H227V130H228ZM241 127H242V124H241ZM241 127H238L237 129H241ZM36 128V127H35ZM38 128V127H37ZM40 128V127H39ZM38 128V129H39ZM102 128V127H101ZM104 128V127H103ZM129 128V127H128ZM127 128V129H128ZM136 128V127H135ZM142 128V127H141ZM150 128V127H149ZM152 128V127H151ZM154 128V127H153ZM152 128V129H153ZM211 128V127H210ZM24 129V128H23ZM27 129V128H26ZM34 129V128H33ZM37 129V130H38ZM41 129V128H40ZM43 129V128H42ZM58 129H60V127H58ZM57 129V130H58ZM121 129H123V128H121ZM120 128L118 129V130H121ZM145 129H146V127H145ZM151 129V130H152ZM174 129V128H173ZM230 130H231V128H229ZM236 129V128H235ZM236 129V130H237ZM27 130H29V129H27ZM66 130V129H65ZM84 130V129H83ZM82 130V131H83ZM85 130H86V128H85ZM126 130V129H125ZM124 130V131H125ZM136 130V129H135ZM135 130H133V131H131V129L130 130H128V133H129V131H131L130 132V136H133V137H135L134 135H132L131 133H134V131ZM147 130H148V128H147ZM190 130V129H189ZM208 130H209V127H208ZM211 130V129H210ZM226 130V131H227ZM233 130V129H232ZM231 130V131H232ZM236 130H234V131H236ZM31 131V130H30ZM38 131H40V130H38ZM63 130L61 129V132H62ZM87 131V130H86ZM96 131V130H95ZM94 130H93V132H95ZM123 131V130H122ZM154 131V130H153ZM162 131L163 130H161V134H162V136H164L163 135V133H162ZM166 131H169V130H167L166 129ZM165 131V132H166ZM213 131V130H212ZM230 131V132H231ZM238 131V130H237ZM237 131H236V133H237ZM240 131V130H239ZM238 131V132H239ZM248 131V130H247ZM253 131H254V128H253ZM262 131V132H263ZM29 132V131H28ZM42 132V131H41ZM40 132V134H42ZM58 135L60 134V131L58 130ZM79 133H80V131H78ZM85 132V131H84ZM90 132H92L91 130H90ZM92 132V133H93ZM217 132V131H216ZM261 132V135H260V133H258L260 136H262V134L264 135V132L262 133ZM10 133V132H9ZM13 133V132H12ZM15 133V132H14ZM66 133V132H65ZM68 133V132H67ZM66 133V134H67ZM74 133V132H73ZM78 133V134H79ZM91 133V134H92ZM101 133V132H100ZM125 133H126V131H125ZM147 133V132H146ZM168 133V132H167ZM184 133V132H183ZM196 133V132H195ZM199 133V132H198ZM234 133V132H233ZM232 133V134H233ZM257 133V132H256ZM255 133V134H256ZM11 134V133H10ZM21 134H23V133H21ZM20 134V135H21ZM30 134H35V132L34 133H30ZM30 134H29V136H30ZM62 134H63V132H62ZM75 134V133H74ZM78 134H75V136H77ZM81 134H82V132H81ZM96 134V133H95ZM94 133H93V135H95ZM124 134V133H123ZM149 134H150V132H149ZM153 134V133H152ZM155 134V133H154ZM197 134V133H196ZM203 134V133H202ZM245 134V133H244ZM257 134V135H258ZM13 135V134H12ZM16 135V134H15ZM27 135V134H26ZM92 135V136H93ZM160 135V134H159ZM201 135V134H200ZM212 135H215V134H212ZM219 135V134H218ZM34 136V135H33ZM55 136V135H54ZM62 135H60V137H61ZM67 136V135H66ZM69 136V135H68ZM83 136H84V134H83ZM118 136V135H117ZM124 136V135H123ZM154 136V135H153ZM185 136V135H184ZM215 136H217V135H215ZM224 136V135H223ZM260 136H259V138H260ZM17 138H18V136H16ZM43 137V136H42ZM116 137V136H115ZM129 137V136H128ZM156 136H154V137H152V138H155ZM158 137V136H157ZM156 137V138H157ZM217 137H219V136H217ZM237 137V136H236ZM257 137V136H256ZM20 138V137H19ZM25 138V137H24ZM23 138V139H24ZM57 138V137H56ZM56 138H54V140L56 139ZM58 138H59V136H58ZM62 138H66V137H62ZM69 138H70V136H69ZM69 138L67 139V141L65 140H63V144H65V142L67 143L68 141H69ZM78 138H80V140H85V138L86 137H84V139H81V138H83V137H81V136H78L77 137V139H75V141L76 140H78ZM96 139H97V136L95 137ZM137 138V137H136ZM151 138V139H152ZM161 138V137H160ZM221 138H222V136H221ZM21 139V138H20ZM32 139V138H31ZM42 139V138H41ZM45 139H44V141H45ZM72 139V138H71ZM105 139L106 140H111L110 139V136L109 137H105ZM138 140H139V138H137ZM148 139H149V137H148ZM147 139V137H146V139H144L145 141L146 140H148ZM261 139H262V137H261ZM54 140L52 141V142H54ZM56 140H58V139H56ZM62 139L60 138V140L59 141H61ZM73 140V139H72ZM99 140V139H98ZM97 140V141H98ZM104 140V139H103ZM105 140V141H106ZM161 140V139H160ZM220 140H222L221 142H223V139H220ZM235 140V139H234ZM33 141V140H32ZM34 141H36L35 139H34ZM33 141V142H34ZM42 141H43V139H42ZM152 141H153V139H152ZM164 141V140H163ZM173 141V140H172ZM175 141V140H174ZM233 141V140H232ZM253 141V140H252ZM255 141V140H254ZM26 142V143H27ZM52 142H48V143H51V145L52 146H50V145H46L45 143H47V142H45L44 144H45V146H50L49 148L50 149H52V147L54 146V145H56V147H57V145H59L58 143H56V144H54L53 145V143ZM57 142V141H56ZM81 142V141H80ZM100 142V141H99ZM114 142V141H113ZM142 141H140V143H141ZM144 142V141H143ZM148 142V144H149V142H150V140L149 141H147ZM154 142V141H153ZM157 142H159L158 140H157ZM218 142H219V139H218ZM225 142V141H224ZM230 142V141H229ZM256 142V141H255ZM264 142V141H263ZM23 143V144H22ZM32 143V142H31ZM30 143V144H31ZM43 143V142H42ZM60 143V142H59ZM71 143V142H70ZM83 144H84V142H82ZM88 143V142H87ZM104 143V142H103ZM127 143V142H126ZM145 143V142H144ZM151 143V142H150ZM160 143V142H159ZM162 143V142H161ZM205 143V142H204ZM212 143V142H211ZM217 143V142H216ZM235 143H236V141H235ZM249 143H250V141H249ZM40 144H41V142H40ZM63 144H61V145H63ZM73 144V143H72ZM71 144V146H73ZM78 144V143H77ZM77 144H75V145H77ZM81 144V143H80ZM80 144H78V146L80 145ZM143 144V143H142ZM145 144H147V143H145ZM164 144H165V142H164ZM194 144V143H193ZM227 144H228V142H227ZM252 144V143H251ZM263 144V143H262ZM16 145V144H15ZM42 145V144H41ZM75 145H74V147H75ZM82 145V144H81ZM91 145V144H90ZM89 145V146H90ZM144 145V144H143ZM162 145V144H161ZM44 146V147H45ZM60 146V145H59ZM65 146V145H64ZM78 146H76V147H78ZM133 146V145H132ZM155 146H156V144H155ZM157 146H158V143H157ZM224 146V145H223ZM225 146H226V143H225ZM229 146V145H228ZM251 146V145H250ZM259 146V145H258ZM260 146H261V144H260ZM264 146V145H263ZM30 149H32L33 150V148H32V146L30 145ZM38 147H40V146H38ZM94 147V146H93ZM144 147V146H143ZM227 147V146H226ZM13 148V147H12ZM41 149H42V146L40 147ZM39 148V149H40ZM45 148H47V147H45ZM152 148V147H151ZM159 148V147H158ZM157 148V149H158ZM221 148V147H220ZM225 148V147H224ZM230 148H232V147H229L228 149H230ZM256 148V147H255ZM260 148V147H259ZM262 148V147H261ZM5 149V150H6ZM11 148H8V150L9 151H11L10 150ZM23 149V150H22ZM30 149H28V150H30ZM35 149V148H34ZM40 149V150H41ZM71 149V148H70ZM69 148H68V150H70ZM79 149L80 150H82V151H88V148L87 147H79ZM94 149H96L95 147H94ZM140 149V148H139ZM156 149V148H155ZM154 149V150H155ZM263 149V148H262ZM15 150V149H14ZM22 150V151H21ZM26 150V149H25ZM28 150H26V151H28ZM48 149H46V151H47ZM52 150H54V152L56 151V149H52ZM57 150H59V149H57ZM66 150H67V146H66ZM72 150V149H71ZM79 150V151H80ZM142 150H144V149H142ZM205 150H206V148H205ZM256 150V149H255ZM261 150V149H260ZM7 151V150H6ZM13 151V150H12ZM11 151V152H12ZM17 151V150H16ZM31 151V150H30ZM43 152L45 151V150H42ZM50 151V150H49ZM49 151H47L48 153H49ZM60 151H61V149H60ZM62 151H64V150H62ZM62 151H61V153H62ZM73 151V150H72ZM71 151V152H72ZM74 151H75V149H74ZM151 151V150H150ZM168 151V150H167ZM217 151V150H216ZM226 151V150H225ZM8 152V151H7ZM25 152V151H24ZM29 152V151H28ZM36 152V151H35ZM43 152H42V155H43ZM53 152V151H52ZM58 151H56V153H57ZM70 152V151H69ZM100 152V151H99ZM207 152V151H206ZM26 153V152H25ZM31 153V155H32V152H29V154ZM34 153V152H33ZM48 153H46L45 154V156H48ZM55 153V154H56ZM60 152L59 153H57V154H61ZM65 153H67V152H65ZM73 153V152H72ZM77 153V152H76ZM93 153H95V152H93ZM101 153V152H100ZM144 153V152H143ZM150 154H151V152H149ZM164 153V152H163ZM230 153V152H229ZM6 154V153H5ZM12 154V153H11ZM15 154V153H14ZM54 154V153H53ZM52 154V155H53ZM64 154V153H63ZM74 154H75V152H74ZM86 155H87V153H85ZM102 154V153H101ZM161 154H162V152H161ZM164 154H166V152L164 153ZM199 154V153H198ZM225 154V153H224ZM15 155H17V154H15ZM14 155V156H15ZM30 155V156H31ZM37 155H39V154H37ZM36 155V156H37ZM58 155V156H59ZM64 155H66V154H64ZM68 156H69V154H67ZM66 155V156H67ZM71 155V154H70ZM77 155L78 154H76V157H77ZM80 155V154H79ZM98 155V154H97ZM143 155V154H142ZM160 155V154H159ZM208 155V154H207ZM216 155V154H215ZM221 155V154H220ZM227 155V154H226ZM23 156V155H22ZM25 156V155H24ZM24 156H23V158H24ZM27 156V155H26ZM29 156V157H30ZM34 156H35V153H34ZM35 156V157H36ZM45 156L44 157H42V158H45ZM54 156V155H53ZM56 156V155H55ZM61 156V155H60ZM145 156V155H144ZM162 156V155H161ZM160 156V157H161ZM224 156V155H223ZM230 156L232 157V155L230 154ZM229 156V157H230ZM235 155H233V157H234ZM9 157V156H8ZM18 157V156H17ZM40 157V156H39ZM52 157V156H51ZM64 157V156H63ZM72 157H75V156H73L72 155ZM79 158H80V156H78ZM156 157V156H155ZM158 157V156H157ZM163 157V156H162ZM213 157H216V156H213ZM230 157V158H231ZM240 157V156H239ZM243 157V156H242ZM244 157H245V155H244ZM243 157V158H244ZM11 158V157H10ZM20 158V157H19ZM28 158V157H27ZM26 158V159H27ZM47 159H48V161H49V159H50V156L49 157H46ZM78 158V159H79ZM100 158V157H99ZM150 158V157H149ZM159 158V157H158ZM217 158V161L219 160L218 159V157H216ZM223 158H225V157H223ZM222 158V159H223ZM36 159L37 158H35L34 159V161H36ZM41 158H38V161H36V162H40L41 160H40ZM52 159V158H51ZM51 159H50V161H51ZM54 159H57V158H54ZM59 159V158H58ZM67 160L68 159H71V157L69 156V158L67 157L66 158ZM74 159V158H73ZM73 159H71V160H73ZM80 159H82V158H80ZM165 159V158H164ZM199 159V158H198ZM208 159H210V158H208ZM19 160V159H18ZM28 160V159H27ZM40 160V161H39ZM46 160V159H45ZM64 160V159H63ZM63 160H61L62 162L60 163V164H62V163H64V166H67V165H65V162L67 161H65V162H63ZM87 160V159H86ZM22 161V160H21ZM23 161H25V163L27 162L25 159L23 160ZM47 161V160H46ZM47 161V162H48ZM49 161V162H50ZM54 161H56L57 162V160H53V162ZM60 161V160H59ZM69 161V160H68ZM78 161V160H77ZM76 161V162H77ZM167 161V160H166ZM221 162H222V160H220ZM219 161V165L215 162V164H217L218 166H220L221 165V162ZM226 161V160H225ZM228 161V160H227ZM15 162V161H14ZM29 162V161H28ZM31 162H32V158H31ZM31 162L29 163V165H26V166H22V164L20 165V163H19V165H17V164H15V163H13V162H9V161H5L4 159H2V157H0V264H100V263H98V261L96 260V259H91L90 260V258H88L87 256H82L81 255V253L83 252L82 250H84V252H86L85 254L87 255V251H85L86 250V248L84 247V244L86 243L85 241L83 242V247H82V244L80 243V245H79V243L77 242L76 244H74V245H77V247L79 248L80 246H81V251H79L78 253L80 254H78L79 255V257L77 258L75 255L77 254V253H75V257L73 256V257H70L69 255H67V253H69L67 250H65V251H62V249H60L63 253H60V252H58V251H60V250H58V251H54V248L52 247V246H56V245H52V246H50L51 244L50 243H57V242H50L49 244H47V242H49V240H51L52 238V240L51 241H53L56 237H58V236H62V238H61V240L62 241H64V242H62V243H65V241L67 240V239H65L66 238V236L67 235H69V234H72V233H74V234H76V235H74L75 237H73L72 235V237L75 239L76 238V236H77V234H79V235H83V236H85L86 235V233H88L86 230L87 229H85V228H82V227H80V225H79V227L77 226V224H79V223H83V221L84 220H86L87 219V217L91 214L92 215V212L89 214V212L90 211H88V216H86V212L85 211H87L86 210V203L84 202V200L81 198V190L79 189V188H76L75 189V187H74V185H77L76 183L77 182H80V181H77V182H75V184H74V182H73V186H70L69 185V183H66V182H62V180L60 181V180H58L56 177H53L52 176V174L51 173H46L45 171H38L37 169L35 170L34 169V165H35V163L33 164H31ZM48 162V163H49ZM72 162H74V160L72 161ZM71 162V163H72ZM79 162V161H78ZM165 162V161H164ZM170 162V161H169ZM184 162V161H183ZM203 162V161H202ZM24 163V162H23ZM46 163V162H45ZM50 163H52V161L50 162ZM50 163L48 164L49 166H50ZM70 163V162H69ZM86 163V162H85ZM210 163V162H209ZM27 164V163H26ZM33 165V166H31V165ZM40 163H38V165H39ZM55 164H57V163H54V165H53V163L51 164L53 167L55 166H57V165H55ZM168 164V163H167ZM166 164V165H167ZM197 164V163H196ZM214 164V165H215ZM25 165V164H24ZM42 165H43V163H42ZM41 165V166H42ZM44 165H46V164H44ZM77 165H79V164H77ZM110 165V164H109ZM169 165V164H168ZM209 165V164H208ZM60 166V165H59ZM82 166H84L83 164H82ZM87 166V165H86ZM114 166H115V164H114ZM117 166V165H116ZM173 166V165H172ZM217 166V167H218ZM222 167H218V168H222V169H228L227 171L230 173V168H226V167H224L223 168V164L221 165ZM44 167V166H43ZM42 167V168H43ZM46 167H48V166H46ZM62 167V166H61ZM77 167V166H76ZM101 167V166H100ZM104 167V166H103ZM110 167H111V165H110ZM113 167V166H112ZM228 167H229V165H228ZM69 168V167H68ZM71 168V167H70ZM69 168V169H70ZM88 168H89V166H88ZM167 168V167H166ZM190 168V167H189ZM195 168V167H194ZM208 168H209V166H208ZM49 169V168H48ZM67 168H64V171L66 170ZM72 169V168H71ZM79 169V168H78ZM87 169V168H86ZM99 169V168H98ZM185 169V168H184ZM207 169V168H206ZM206 169H204L205 170V172H208L209 171V173H210V171H212L211 169H212V167H211V169L209 168V170L208 171H206ZM224 169V172H226V173H228L226 170ZM232 170H234V168H231ZM40 170V169H39ZM56 169L54 168V171H55ZM62 170H63V168H62ZM68 170V169H67ZM66 170V171H67ZM82 170V169H81ZM101 170V169H100ZM181 170V169H180ZM179 170V171H180ZM186 170H188V169H186ZM198 170H200V169H198ZM203 170V171H204ZM216 170H217V168H216ZM219 170V169H218ZM221 170V169H220ZM46 171H48V170H46ZM63 171V172H64ZM64 172V173H68V172ZM72 171V170H71ZM70 171V172H71ZM84 171V170H83ZM87 171V170H86ZM91 171H93V170H91ZM197 171V170H196ZM52 172V171H51ZM58 172V171H57ZM60 172V171H59ZM62 172V171H61ZM74 172H78V171H74ZM182 172V171H181ZM188 172V171H187ZM187 172H185L186 173V175H189L190 173V171L187 173ZM214 172V171H213ZM213 172H211L212 173V175H213ZM221 172H222V170H221ZM64 173H63V175H64ZM83 173V172H82ZM87 173H89V172H87ZM92 174H93V172H91ZM184 173V172H183ZM184 173V174H185ZM200 173H201V171H200ZM209 173H207L208 175H209ZM225 173V174H226ZM253 173V172H252ZM53 174H54V172H53ZM71 174H73V175H75L74 173H73V171L71 172ZM92 174H87V175H92ZM116 174H117V172H116ZM175 174V173H174ZM173 174V175H174ZM183 174V175H184ZM195 172L193 173V175L195 176ZM198 174V173H197ZM224 174V173H223ZM237 174H239V173H237ZM67 175V174H66ZM68 175H69V173H68ZM81 175H83V174H81ZM176 175V174H175ZM181 175V174H180ZM192 175V176H193ZM256 175V174H255ZM257 175H259V174H257ZM256 175V176H257ZM69 176H71V175H69ZM66 177V179L67 178H71V177ZM75 176H77V175H75ZM84 176H86V174L84 173ZM198 175H196V177H197ZM203 176V175H202ZM211 176V175H210ZM239 176V175H238ZM245 176V175H244ZM58 177H59V175H58ZM92 177V176H91ZM91 177H88V179L89 178H91ZM201 177V176H200ZM206 177V176H205ZM204 177V178H205ZM235 177H236V175H235ZM263 177V176H262ZM60 178H61V176H60ZM75 178V177H74ZM78 178V177H77ZM180 178V177H179ZM185 178V177H184ZM245 177H243V175L241 176V180H243ZM259 179H261L260 177H258ZM73 179V178H72ZM86 179H87V177H86ZM256 179H257V177H256ZM259 179H257V180H259ZM68 180V179H67ZM69 180H71V179H69ZM68 180V181H69ZM77 180V179H76ZM84 180V179H83ZM91 180V179H90ZM248 180H250V179H248ZM92 181V180H91ZM91 181L90 182H88V183H90V184H94V183H91ZM206 181V180H205ZM244 181V180H243ZM245 181H246V179H245ZM260 182H261V180H259ZM93 182H96V181H94L93 180ZM208 182V181H207ZM242 182V181H241ZM251 182H252V180H251ZM253 182H254V180H253ZM86 183V182H85ZM87 183V184H88ZM255 183V182H254ZM71 184V183H70ZM97 184V183H96ZM79 185V184H78ZM77 185V186H78ZM102 185V184H101ZM82 186V185H81ZM89 186V185H88ZM92 187H93V185H91ZM95 186H97V188H98V186L99 187H101L99 184L98 185H95ZM81 188H83V187H81ZM97 188H96V190H97ZM106 188H108V187H106ZM130 188V187H129ZM84 189V188H83ZM102 189V188H101ZM100 189V190H101ZM128 189V188H127ZM131 189H133L134 190V188H131ZM131 189H128V190H131ZM125 190H126V187H125ZM138 190V189H137ZM98 191V190H97ZM96 191V192H97ZM106 191H108V189L106 190ZM132 191V190H131ZM86 192V191H85ZM104 192H105V190H104ZM133 192V191H132ZM135 192V191H134ZM100 193V195H101V192H99ZM137 193V192H136ZM135 193V194H136ZM83 194H84V192H83ZM103 194H105V193H103ZM129 194V193H128ZM80 195V196H79ZM99 195V194H98ZM139 194H136V196H138ZM79 196V197H78ZM135 196V197H136ZM85 197V196H84ZM101 197V196H100ZM138 197H140V196H138ZM86 198V197H85ZM94 198V197H93ZM98 198V203L100 202L99 200H100V198L99 197H97ZM96 197L94 198V201L93 202H95V199H97ZM104 198V197H103ZM110 198V197H109ZM108 198V199H109ZM106 199V198H105ZM113 199V198H112ZM111 199V200H112ZM89 200V199H88ZM104 200V199H103ZM103 200H101V204H98L97 206H100V205H102L103 204ZM114 200V199H113ZM112 200V201H113ZM105 201V200H104ZM106 201H109V200H106ZM118 202H120V201H118ZM117 202V205L119 204ZM106 203L107 202H104V204L106 205ZM123 202H122V200H121V204H122ZM93 204V203H92ZM108 204V203H107ZM112 204V203H111ZM126 204V203H125ZM90 205V204H89ZM88 205V206H89ZM104 205V206H105ZM114 205V204H113ZM112 205V206H113ZM252 205V204H251ZM261 205V204H260ZM103 205L102 206H100V208L99 209H102V208H105ZM107 206H109V205H107ZM122 206H124V208H126V207H130V206H128V204H127V206L126 205H122ZM121 206V207H122ZM139 206H141V205H139ZM254 206V205H253ZM91 207V206H90ZM102 207V208H101ZM133 207H137L138 209H141V208H139L138 206H133ZM142 207V209H144L143 207V205L141 206ZM250 207V206H249ZM252 207V206H251ZM257 207H261V206H259V205H257ZM257 207H256V209H257ZM264 207V206H263ZM263 207H262V209H263ZM107 209H108V207H106ZM128 208H126V211H125V209L123 210V207H122V211H124L123 212V214H125V212L127 213V209ZM90 209V208H89ZM88 209V210H89ZM98 209V210H99ZM106 209V210H107ZM130 209H132L131 207H130ZM135 209V208H134ZM148 209V208H147ZM255 209V207L253 208V210L255 211L256 210ZM260 210H261V208H259ZM258 209V210H259ZM103 210H105V209H103ZM121 210V209H120ZM129 210V209H128ZM230 210V209H229ZM245 210V209H244ZM248 210V209H247ZM257 210V211H258ZM259 210V211H260ZM101 211V210H100ZM139 211V210H138ZM141 211H143V210H141ZM141 211H139V212H141ZM249 211V210H248ZM13 212H16V213H14L15 215H12V213ZM130 214L131 213H133V211L132 212H130V211H128ZM144 212V211H143ZM263 213H264V210L262 211ZM22 213V214H21ZM103 213V212H102ZM142 213V212H141ZM253 213V212H252ZM257 213V212H256ZM255 213V214H256ZM259 213V212H258ZM263 213H261V211H260V213H259V216H258V221H259V218H260V216H261V218L264 216V214ZM17 214V215H16ZM93 214H95V213H93ZM109 214H110V212H109ZM108 214V215H109ZM130 214H128V216L130 217L131 215ZM254 214V213H253ZM263 216H262V215ZM18 215H20V216H18ZM91 215H90V217H91ZM97 215H99L98 213H97ZM111 215V214H110ZM54 216H57V218H60V225L58 224L57 225V223L56 222H58V221H56L55 223H56V226H55V224H54V226H51V223L53 222V221H50L51 220V218H53ZM113 216V215H112ZM110 217V216H109ZM114 217H115V215H114ZM129 217H127V219L128 220H130V218ZM254 217V216H253ZM98 218V217H97ZM105 218V217H104ZM112 218V217H111ZM264 218V217H263ZM262 218V219H263ZM89 219H92V218H89ZM89 219H87L88 221H89ZM126 219V220H127ZM132 219V218H131ZM236 219V218H235ZM238 219H239V221H241L242 220V218H241V220H240V218L238 217ZM247 219V218H246ZM257 219H251L252 221L253 220H255V221H257ZM262 219H260L261 220V222L262 221H264V220H262ZM86 220V221H87ZM96 220V219H95ZM230 220H232V219H230ZM248 220V219H247ZM247 220H244L243 219V221L244 222H248ZM118 221H120V220H118ZM216 221H218V220H216ZM239 221H237V225H238V222ZM255 221H254V223H255ZM123 222V221H122ZM126 222H128V221H126ZM226 222V221H225ZM225 222H224V224H225ZM228 222V221H227ZM232 222V221H231ZM235 221H233L228 227H226V229L224 230V232L222 231L221 232V235H223V237H224V240H219V242H218V240H216V239H212V238H215V236L217 235H215L214 237H212L211 239H212V242L214 241V245L218 242V244H219V246L217 247L216 245L214 246L213 244H209V243H207V242H204L203 244H201V245H199V253H197V254H190L189 253V255H187L186 253L184 254V255H181L180 257H181V259L177 262V263H175V261H174V264H224L222 261H216L217 259L218 260H221V259H223V255H225L226 253H227V255H229L230 256V260L227 262V260H224V259H226V258H224L223 260L224 261H226L227 263H225V264H262L261 262H263L264 263V261H261L260 263H259V261H252L254 258H255V256H256V259H261V258H258V257H260V256H258L257 255V253H259V252H257V250L256 249H260V248H257V247H255V248H251V246H252V244H248V243H246V239L244 238V236L246 237V235H244V236H242L241 235V228L242 229H244L243 227H244V223L242 224L243 226L241 227V225H240V227L239 226H237L236 225V222L234 223ZM260 222V221H259ZM88 223V222H87ZM94 223V222H93ZM130 223V222H129ZM228 223H230V221L228 222ZM240 223V222H239ZM251 223L253 224V222H250V228L251 227H253V226H251ZM264 223V222H263ZM53 224V223H52ZM76 224V225H75ZM96 224H97V221H96ZM96 224H95V226L94 225H90V228H93L94 227V229H92V231H91V234L93 235V236H95V237H97L98 239H100V241H103V240H101V239H103V238H100L102 235L100 234V231L99 230H103V228L104 227H102L101 229L100 228H95L96 227ZM235 224V225H234ZM257 224V223H256ZM82 225V224H81ZM100 225H101V223H100ZM148 225V224H147ZM154 225V224H153ZM213 225V224H212ZM214 225H216V224H214ZM228 225V224H227ZM247 225H248V223H247ZM246 225V226H247ZM257 225H259V224H257ZM263 225V224H262ZM97 226H98V224H97ZM101 226H103V225H101ZM105 226V225H104ZM156 226V225H155ZM223 226V225H222ZM245 226V227H246ZM256 226V225H255ZM255 226L253 227V229L255 230H253L254 231V234L255 235H257L258 236V234H260V236L259 237H261L262 238V236L264 235V228H260V227H263V226H261V223H260V226H258V228H255ZM106 227V226H105ZM110 227H112V225L110 226ZM109 227V228H110ZM115 228H117V226L115 225L114 226ZM114 227H113V230H114ZM146 227H149V229H150V227H152V226H146ZM154 227V226H153ZM160 227V226H159ZM159 227H157V228H159ZM248 227V226H247ZM257 227V226H256ZM90 228H88V229H90ZM108 228V227H107ZM106 228V229H107ZM108 228V229H109ZM155 228V227H154ZM170 228V227H169ZM171 228H173V227H171ZM218 228V227H217ZM107 229V230H108ZM221 229H222V227H221ZM76 230H78L77 232L78 233H75V232H73V231H76ZM101 230V231H102ZM110 230V232H111V228L109 229ZM116 230V229H115ZM115 230L113 231L114 233H115ZM156 230H159V229H156ZM249 230V227L247 228V230L245 229L244 231H245V233L247 232ZM252 230V229H251ZM250 230V231H251ZM104 231H105V228H104ZM212 231H213V228H212ZM243 231V232H244ZM253 231H251L252 233H253ZM72 232V233H71ZM117 232V231H116ZM220 232V231H219ZM218 232V234H220ZM257 232V233H256ZM113 233V234H114ZM261 233H263L262 235H261ZM61 234V235H60ZM89 234V233H88ZM108 234V237H109V232L107 233ZM113 234H112V236H111V234H110V236L111 237H113ZM115 234H117V233H115ZM254 234L252 235L253 237H254ZM81 235V236H82ZM128 235V234H127ZM70 235H69V239H70V237H71ZM81 236H79V238L81 237ZM88 236V235H87ZM86 236V237H87ZM90 236V235H89ZM92 236V238H94ZM104 236H105V234H104ZM120 236V235H119ZM125 236V235H124ZM249 236V235H248ZM256 236V237H257ZM63 237H64V240H63ZM78 237V236H77ZM86 237H84V239L86 238ZM110 237V238H111ZM126 237H129L130 238V235L129 236H126ZM221 237V236H220ZM251 237V236H250ZM252 237V238H253ZM264 237V236H263ZM60 237H58L57 239H59ZM78 238V239H79ZM83 237H81V239H82ZM97 238H95V240L97 239ZM105 238V237H104ZM120 238H121V236H120ZM120 238H119V240H120ZM128 238V239H129ZM217 239H220L219 237H216ZM261 238H259L258 240H261ZM57 239H56V241H57ZM116 239V238H115ZM114 239V240H115ZM118 239V238H117ZM125 239H127V238H125ZM173 239V238H172ZM197 239V238H196ZM200 239V238H199ZM248 239H249V237H248ZM247 239V240H248ZM254 239V238H253ZM262 239H264V238H262ZM60 240V239H59ZM58 240V241H59ZM60 240V241H61ZM71 240H72V238H71ZM75 240H77V239H75ZM74 240V241H75ZM87 240V239H86ZM92 240V239H91ZM90 240V237H89V240H87V241H91ZM107 240V239H106ZM105 240V241H106ZM112 240V239H111ZM145 240V239H144ZM152 240H154V239H152ZM251 240V239H250ZM249 240V241H250ZM256 240V239H255ZM59 241V242H60ZM80 241V240H79ZM83 241V239L81 240V242ZM109 241V240H108ZM113 241V240H112ZM126 241V243L128 242V240H125ZM125 241H122V242H124L123 243V245L125 244V248L127 249L128 248V246H126V243H125ZM146 241H148V240H146ZM173 241V240H172ZM208 241V240H207ZM66 242H71V241H66ZM97 242V241H96ZM111 242V241H110ZM108 243L109 245H112L113 243ZM117 241L115 240V243H116ZM141 242V241H140ZM142 242H144V241H142ZM157 242V241H156ZM166 242V241H165ZM168 242V241H167ZM166 242V243H167ZM209 242H211L210 240H209ZM251 242V241H250ZM61 243V242H60ZM62 243L60 244V247H62L63 248V246H61L62 245ZM75 243V242H74ZM93 243V242H92ZM92 243L90 242L89 244H91V246H92ZM98 243H99V240H98ZM196 243V242H195ZM194 243V244H195ZM206 243V244H205ZM259 242H257V244H258ZM261 244H262V247L264 246V243L262 242V240H261V242H260ZM260 243H259V245H257V244H255V245H257V246H259V247H261L260 246ZM59 244V243H58ZM66 244V243H65ZM65 244H63V245H65ZM70 244L71 243H69V246H70ZM72 244H73V242H72ZM71 244V245H72ZM88 244V243H87ZM87 244H85V245H87ZM97 244V243H96ZM103 244H104V241H103ZM106 244H107V242H106ZM105 244V245H106ZM107 244V248L109 247V245ZM118 243H116V245H117ZM122 244V243H121ZM120 244V245H121ZM197 244V243H196ZM222 244V245H221ZM245 244H248V245H250L249 247L248 246H246L245 247V249L244 250H242L241 252L243 253V251H244V254H241V256H238V254L239 253H241V252H239L238 254H237V256H236V253H234L233 251L235 250V251H237L238 252V250H236V249H241L242 247H244L245 246ZM100 244H98V246H99ZM119 245V244H118ZM127 245H128V243H127ZM68 246V245H67ZM67 246H65V247H67ZM90 246V247H91ZM94 246V245H93ZM101 246V245H100ZM122 246V245H121ZM157 246V245H156ZM232 246H234V249L232 248ZM239 246V247H238ZM242 246V247H241ZM77 247H75V248H77ZM102 247H103V245L101 246V249H102ZM104 247H106V246H104ZM119 247V246H118ZM124 247V246H123ZM122 247V248H123ZM185 247V246H184ZM238 247V248H237ZM253 247H254V245H253ZM261 247V248H262ZM78 248L76 249V250H78ZM84 248V249H83ZM98 248H100V247H98ZM97 248V249H98ZM110 248H113V245L110 247ZM109 248V249H110ZM129 248H131V246H129ZM156 248V247H155ZM171 248V247H170ZM169 248V249H170ZM177 248V247H176ZM189 248L190 247H188L187 249L189 250ZM236 248V249H235ZM31 249H36V251L34 252V251H32ZM57 249H59L58 247H57ZM56 249V250H57ZM72 249H73V247H72ZM80 249V248H79ZM91 249V248H90ZM90 249H88L89 250V253H90V256L92 257L93 255H91V252H93V254H94V251H95V249H94V251H91ZM96 249V250H97ZM161 249V248H160ZM179 249V248H178ZM233 251H232V250ZM243 249V248H242ZM255 249V250H254ZM263 249V248H262ZM6 250L8 251V252H6ZM75 250V251H76ZM93 250V249H92ZM119 250V252L118 253H120L121 251H120V248L118 249ZM128 251H132V249L131 250H129V249H127ZM155 249H154V246H153V250L152 251H154ZM157 250H159V249H157ZM156 250V251H157ZM167 250V249H166ZM165 250V251H166ZM223 250V251H222ZM261 250V249H260ZM259 250V251H260ZM74 251V252H75ZM104 251V250H103ZM102 251V252H103ZM106 251H108V249H106ZM105 251V252H106ZM133 251H134V249H133ZM150 251H151V249H150ZM164 250H163V252H165ZM168 251V250H167ZM183 251H185V249L183 250ZM182 251V252H183ZM264 251V250H263ZM263 251H261V255L263 254L262 252ZM65 252H66V255L67 256H64L63 254H65ZM74 252H71V253H73L74 254ZM81 252V253H80ZM96 253H98V255L100 254L99 253V251L97 252V251H95ZM101 252V251H100ZM115 252V251H114ZM114 252H112V254H115ZM125 252V254H126V251H124ZM134 252H136V251H134ZM134 252H132V253H134ZM162 252V253H163ZM108 253V252H107ZM106 253V254H107ZM109 253H111V252H109ZM108 253V254H109ZM117 253V254H118ZM137 253V252H136ZM144 253V252H143ZM143 253H141V254H143ZM151 253V252H150ZM159 253H160V251H159ZM159 253H157L158 255H159ZM166 254L165 255H167L168 253L167 252H165ZM169 253L170 254H172V252H170V250H169ZM224 253V254H223ZM102 254H105V253H102ZM101 254V255H102ZM105 254V255H106ZM107 254V255H108ZM111 254V255H112ZM140 254V253H139ZM169 254V255H170ZM94 255H96V254H94ZM97 255V256H98ZM123 255V254H122ZM121 254H120V258H122L123 256H122ZM144 256H145V254H143ZM143 255H139V257L140 256H143ZM162 255V254H161ZM161 255H159V257L161 256ZM163 255H164V253H163ZM162 255V256H163ZM173 255V254H172ZM172 255H170V257H172ZM227 255H226V257H227ZM100 256V255H99ZM103 256V255H102ZM115 257L116 256H118V255H114ZM114 256H112V257H114ZM122 256V257H121ZM132 256H134L133 254H131V256H129V257H132ZM137 257H135V258H137L138 259V255H136ZM143 256V257H144ZM176 256H177V254H176ZM179 256V255H178ZM213 256L215 257L214 258V261H213ZM223 256V257H222ZM228 256V257H229ZM263 256V255H262ZM65 257H68V260H65V262L64 263H62L64 260H62V259H64ZM129 257H123V258H125L124 260H126V258H128L127 259V261L130 259ZM159 257H158V260H159ZM166 257H168V256H166ZM165 256L163 257V259H165L166 258ZM222 257V258H221ZM92 258H94V256L92 257ZM97 258V257H96ZM104 258V257H103ZM102 258V259H103ZM108 258V257H107ZM122 258V259H123ZM263 258H264V256H263ZM66 259V258H65ZM112 259V258H111ZM111 259H110V261H105L106 263L105 264H111ZM115 259V258H114ZM114 259H112V260H114ZM118 259V258H117ZM131 259H133V257L131 258ZM141 259H142V257H141ZM153 259H156L157 260V258L156 257H154ZM162 259V260H163ZM228 259V258H227ZM255 259V260H256ZM61 260H62V262H61ZM92 260H94V261H92ZM103 260H105V259H103ZM103 260H102V262H103ZM116 260V259H115ZM119 260V259H118ZM118 260H116V261H118ZM134 260L135 259H133L132 261L134 262ZM162 260L160 261V262H162ZM169 260V259H168ZM263 260V259H262ZM97 261V262H96ZM123 261V260H122ZM127 261H126V263H127ZM140 261V260H139ZM150 261H151V259H150ZM165 261V260H164ZM172 261V260H171ZM100 262V261H99ZM113 262H115V261H113ZM131 264H133V262H131V261H129ZM141 262V261H140ZM139 262V263H140ZM152 262V261H151ZM150 262V263H151ZM155 262V261H154ZM153 262V263H154ZM166 262V261H165ZM164 262V263H165ZM119 264H120V262H118ZM124 263H125V261H124ZM148 263V262H147ZM146 263V264H147ZM150 263H148V264H150ZM153 263H151V264H153ZM169 264H170V262H168ZM123 264V263H122ZM128 264V263H127ZM143 264H145V263H143ZM156 264H158V262L156 263ZM171 264H172V262H171Z\"/></svg>","mask_w":264,"mask_h":264}]
</instances>
